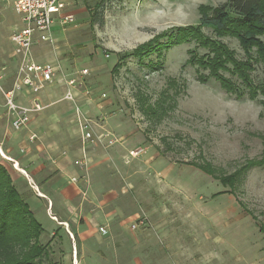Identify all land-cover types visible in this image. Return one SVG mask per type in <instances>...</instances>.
<instances>
[{"label": "rangeland", "instance_id": "rangeland-1", "mask_svg": "<svg viewBox=\"0 0 264 264\" xmlns=\"http://www.w3.org/2000/svg\"><path fill=\"white\" fill-rule=\"evenodd\" d=\"M65 1V11L76 21L56 26L51 41L34 47L37 62L59 68L55 84L40 93L44 109L17 131L7 108L0 125V162L45 229L41 242L49 255L44 264H264V232L258 225L264 228V166L251 165L264 158V105L227 92L215 78L199 82V72L208 71L187 63L189 50L209 51L196 42L173 45L161 58L157 53L130 56L115 70L121 55L171 27L198 24L200 5L218 7L225 0ZM13 3L0 0L1 90L2 79L11 75L5 88L12 87L18 71L17 59L7 66L13 32L23 26ZM204 32L215 36L209 28ZM220 41L238 60H246L236 38ZM83 68L88 69L84 77ZM225 75L239 85L236 76ZM72 77L83 81L74 101L65 98V81ZM252 78L264 84L262 60ZM171 81L178 92L169 108L161 94L174 91L168 87ZM158 100L167 113L157 120L143 107ZM85 124L93 139L86 141L80 195H92L99 205L94 211L108 220L89 227L81 214L76 218L81 231L92 232L73 238L67 226L50 218L46 201L26 189L31 181L11 159L24 153L20 143L30 129V140L38 145L42 139L69 140L71 129H78L83 149ZM207 163L214 175L200 166ZM231 174L237 182L224 185L220 178ZM63 214L76 217L72 206ZM138 218L144 223L134 229ZM101 223L107 233L99 230Z\"/></svg>", "mask_w": 264, "mask_h": 264}, {"label": "trees", "instance_id": "trees-1", "mask_svg": "<svg viewBox=\"0 0 264 264\" xmlns=\"http://www.w3.org/2000/svg\"><path fill=\"white\" fill-rule=\"evenodd\" d=\"M105 1L102 0L100 5ZM199 13L198 24L171 27L140 44L131 53L121 55L115 70L130 56L141 59L157 53L158 58H161L173 45L196 42L199 47L209 51L199 55L194 50H189L187 63L196 65L199 70L202 68L208 71V74L199 72V82L206 83L215 78L227 92L238 98L247 96L251 100H259L264 105V84L258 85L252 78L257 63L261 60L264 62V0H225L218 7L200 5ZM94 18L97 21L96 16ZM204 28L211 29L215 36L206 34ZM225 36L239 41L246 60H238L234 52L220 41ZM150 67L157 70L154 63H150ZM226 72L236 76L239 85L227 77ZM170 83L168 87L174 91L170 93L165 90L161 94V99L167 101L169 108L174 105L178 92L174 82ZM160 101L148 105L143 102L145 114L157 117V120L166 115V105H161ZM191 164L195 165L196 162ZM251 165L264 166V158ZM200 166L214 175V169L209 163ZM220 180L224 185H234L237 182L236 175L233 174L221 177ZM258 225L260 232H264L260 222ZM44 231L30 204L14 183L8 168L0 162V264H44V259L49 255L48 245L41 242Z\"/></svg>", "mask_w": 264, "mask_h": 264}, {"label": "crops", "instance_id": "crops-1", "mask_svg": "<svg viewBox=\"0 0 264 264\" xmlns=\"http://www.w3.org/2000/svg\"><path fill=\"white\" fill-rule=\"evenodd\" d=\"M65 10L63 12L69 14V12H66ZM56 26H61L59 21H57L53 27V34H55ZM8 58L9 62L6 61L8 63L7 66H9V68L12 67L11 65L13 63L10 59L13 61L17 59L16 65L19 69V59L15 55V47L13 53L10 54ZM10 79L11 75H6V77L2 79L3 85L5 86L3 90L0 89V125H2L3 115L7 112L4 93L13 87L5 88L6 85H9ZM46 87L48 86H45L44 88ZM42 92L43 90L41 91V94ZM41 94V103L44 106L45 104ZM17 101L24 105H31L32 103L31 96H28L26 92L18 93ZM40 112L33 114L32 121L36 119V116L40 114ZM33 131L34 129H30L28 132L24 133V138L20 143V148L23 149L22 147H24V153L17 155L16 159L12 158L11 161L14 163L15 161L18 162L20 169L23 170L24 173L20 172L29 177L31 183H28L30 187L26 183L24 184L26 189L32 188L39 196L38 198L46 201V210L50 214V218L56 221L57 224L67 226L66 230H68L67 232L72 235L73 238L75 237V234H79V236H86V238H88L91 235L92 228H86L81 231L83 226L81 224H77L76 218H79L80 220L81 214H85L86 224L91 227L93 221L100 223L98 220L102 221L105 219L104 222L107 223L108 216L103 214L101 211H97V213L94 211L96 206L99 205L97 201L93 199L92 195H88L90 197L89 199H82L80 191L82 190L81 187L85 188V184L83 182L79 183L80 180L78 182L72 181L74 177L79 179L80 174L84 171V167H86V164L81 167L75 163L77 160H86L87 158L86 151H83L79 143L80 136L78 135V132L80 131L72 128L69 140H63L61 142L53 140L52 142H48L47 140L42 139L40 145L37 144L39 141L34 143L30 140V136ZM91 176L94 179L96 178L93 174ZM36 203H39V201H36L35 205ZM66 206H72L76 212V217H69L68 214H63V210ZM88 206L90 207V211L87 210ZM85 210L86 213L84 212ZM103 223L100 225L103 226Z\"/></svg>", "mask_w": 264, "mask_h": 264}, {"label": "built area", "instance_id": "built-area-1", "mask_svg": "<svg viewBox=\"0 0 264 264\" xmlns=\"http://www.w3.org/2000/svg\"><path fill=\"white\" fill-rule=\"evenodd\" d=\"M14 9L21 17L23 26L17 28L12 35L15 55L19 59V69L13 87L4 93L5 106L11 115L12 128L20 131L27 128L32 121L34 113L44 109L40 93L45 86L55 84L57 81L58 66L51 62H37L33 55L34 46L38 43L48 42L53 37V27L59 21L62 27L73 24L76 18L73 14H66L64 0H14ZM88 69L80 71L82 77L86 76ZM65 98L74 101L76 90L83 87L82 79L72 77L66 81ZM25 90L31 96V105H24L17 101V94ZM30 94H29V93ZM83 151H86V141H91L93 135L87 131V126L82 129ZM113 142V140H111ZM140 151H137L138 154ZM86 160H77L78 165H85ZM73 181H78L73 178ZM144 223V219H136L132 227L136 229ZM102 233H107L105 226H100Z\"/></svg>", "mask_w": 264, "mask_h": 264}]
</instances>
